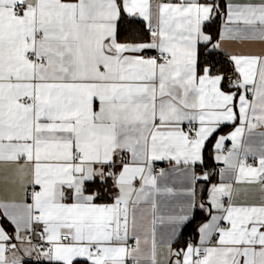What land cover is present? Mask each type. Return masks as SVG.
<instances>
[{
  "label": "snow or ice",
  "instance_id": "obj_1",
  "mask_svg": "<svg viewBox=\"0 0 264 264\" xmlns=\"http://www.w3.org/2000/svg\"><path fill=\"white\" fill-rule=\"evenodd\" d=\"M0 264H264V0H0Z\"/></svg>",
  "mask_w": 264,
  "mask_h": 264
},
{
  "label": "crops",
  "instance_id": "obj_2",
  "mask_svg": "<svg viewBox=\"0 0 264 264\" xmlns=\"http://www.w3.org/2000/svg\"><path fill=\"white\" fill-rule=\"evenodd\" d=\"M230 146V145H229Z\"/></svg>",
  "mask_w": 264,
  "mask_h": 264
}]
</instances>
